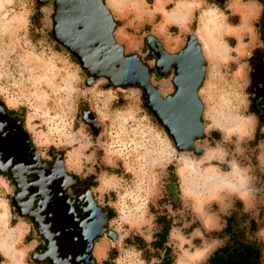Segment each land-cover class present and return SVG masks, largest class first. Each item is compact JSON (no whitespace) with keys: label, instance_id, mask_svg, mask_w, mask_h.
Masks as SVG:
<instances>
[{"label":"rangeland","instance_id":"374dc122","mask_svg":"<svg viewBox=\"0 0 264 264\" xmlns=\"http://www.w3.org/2000/svg\"><path fill=\"white\" fill-rule=\"evenodd\" d=\"M125 1L105 0L125 54L152 69L148 35L166 50L175 48L177 37L179 47L187 33L202 46L197 152L174 147L137 84L87 77L52 36L53 0H0V97L38 144L61 150L69 169L91 178L114 234L97 240V259L103 254L108 264H200L223 244L226 236L218 232L225 216L235 213L246 239L262 244L264 264V117L252 103L249 64L254 48L264 49L261 9L252 0H166L156 13L155 0ZM231 3L239 13H232ZM178 9L183 20L166 19ZM164 19V33H156ZM150 82L162 96L170 90L168 76L152 73ZM7 191L0 178V239L20 259L0 249V264H41L32 255L36 234H26L28 223L12 212ZM157 216L168 222L159 248L152 241L166 223Z\"/></svg>","mask_w":264,"mask_h":264},{"label":"flooded vegetation","instance_id":"af4514ba","mask_svg":"<svg viewBox=\"0 0 264 264\" xmlns=\"http://www.w3.org/2000/svg\"><path fill=\"white\" fill-rule=\"evenodd\" d=\"M108 11L111 18V35L116 24L111 10L105 0H98ZM222 4L225 0H214ZM257 3L262 13V24L264 25V0H252ZM89 5L92 10H97V2L94 0H53L52 22L54 27L55 9L61 19L71 21L69 35L62 42L70 47L68 52L79 63L75 53L77 49L76 32L83 28L82 22H76L75 12L79 8ZM77 9V10H76ZM76 10V11H75ZM62 14V15H61ZM64 16V17H63ZM85 18L84 14L81 15ZM106 15L102 16L105 19ZM53 30V28H52ZM191 33L184 36L182 44L172 51L166 50L161 43L160 48L169 55V63L166 69L163 66V56L156 49L151 51L149 44L155 47V41L147 40L145 43L148 55L152 58V69L146 67L148 78L154 73L156 76H168L170 90L166 97L174 98L182 79L190 92L193 82L200 77V84L195 89L196 101L193 109L199 108L197 125L201 129L198 138H192L194 142L202 138L203 124L201 121L202 103L198 97L206 72V62L203 56L202 46L199 41L191 37ZM149 36V35H148ZM153 37V36H152ZM154 38V37H153ZM261 42L264 47V33ZM83 43V42H82ZM121 46L122 57L133 54H125ZM89 49L103 47V39L99 41L82 44ZM136 56V55H135ZM250 57V87L251 99L255 111L260 117H264V49L256 46L249 55ZM85 70V69H84ZM97 72V70H95ZM87 77L93 79L95 76L85 70ZM164 72V73H162ZM105 78V77H103ZM106 79V78H105ZM112 84L108 79H106ZM144 103L148 96L143 91ZM191 107V103L189 104ZM155 117V116H154ZM189 116L186 115L185 119ZM156 119V117H155ZM157 120V119H156ZM158 122V120H157ZM201 125V126H200ZM169 136V135H168ZM174 147L175 144L171 136ZM0 178L8 188L9 206L15 216L28 223L26 234H36L37 241L33 246V258L41 264H108L106 257L97 259L94 253V245L99 238H112V230L108 228L110 211L104 206V202L97 198L91 178L80 176L79 172L69 169L64 161L63 152L52 147L43 148L38 144L24 123L21 115L9 107L0 97Z\"/></svg>","mask_w":264,"mask_h":264},{"label":"water","instance_id":"95a60500","mask_svg":"<svg viewBox=\"0 0 264 264\" xmlns=\"http://www.w3.org/2000/svg\"><path fill=\"white\" fill-rule=\"evenodd\" d=\"M95 1L97 2L96 11L92 10L89 5H84L79 8V13L75 12L76 22H82L83 24V28L76 32L78 37L76 47L79 52L75 55L80 66L87 70L89 74L105 77L113 85L137 84L148 96V100L144 103L145 107L156 117L167 134L172 137L175 148L197 152L198 148L192 145V138H198L201 135V129L197 125L199 108L195 110L192 105L197 100L195 89L200 84V77L196 82H193L190 92L187 90L188 84L186 82L188 81H184L183 78L175 97L162 99L159 92L151 84L146 67L141 64L140 60L135 55L122 57V48L111 35L110 15L100 1ZM82 14L85 18L81 17ZM58 15V9H55V25L52 36L55 40L62 42V39L67 38L69 35L72 22L67 21L65 18L61 19V16ZM104 15H106L105 19L102 18ZM191 37L195 39L193 35ZM149 38L155 41V47L153 44H149L151 51L156 49L162 54L163 66L166 69L169 63V55L160 48V44L155 38L147 36V40ZM100 39H103L101 50L82 46V44L99 41ZM63 44L71 50L67 44L64 42ZM186 115L189 116L188 119H185Z\"/></svg>","mask_w":264,"mask_h":264},{"label":"trees","instance_id":"16d2710c","mask_svg":"<svg viewBox=\"0 0 264 264\" xmlns=\"http://www.w3.org/2000/svg\"><path fill=\"white\" fill-rule=\"evenodd\" d=\"M250 64V57H249ZM251 93V87H250ZM159 223H166L165 227L155 233L152 244L159 248L161 240L165 237L168 222L163 216H157ZM241 219V218H240ZM235 213H230L224 218V225L218 234L225 235L222 245L215 248L207 258L200 264H263L262 244L254 240H247L244 234V226ZM253 220L249 221V227L253 228ZM166 260H161L164 264Z\"/></svg>","mask_w":264,"mask_h":264},{"label":"bare ground","instance_id":"6f19581e","mask_svg":"<svg viewBox=\"0 0 264 264\" xmlns=\"http://www.w3.org/2000/svg\"><path fill=\"white\" fill-rule=\"evenodd\" d=\"M158 2L162 3V1L157 0L156 7H160ZM117 3L118 4L122 3V1L121 2L120 1H116L114 5H117ZM184 18H185V12H183L181 9H178L177 13H176V11L168 13L166 19L180 21V20H183ZM0 249L3 251V253L5 255H7L8 257H10L13 260H19L20 259V254L14 249V247H13V245L11 243H8L6 241V239H0Z\"/></svg>","mask_w":264,"mask_h":264},{"label":"crops","instance_id":"0c3cea01","mask_svg":"<svg viewBox=\"0 0 264 264\" xmlns=\"http://www.w3.org/2000/svg\"><path fill=\"white\" fill-rule=\"evenodd\" d=\"M160 1H162V0H160ZM166 0H163V4H161L160 2H158L159 3V8H157V9H155L154 8V12H156V13H162L163 12V10H164V6H165V3L167 2V4L168 3H170L171 2V0H167L166 2H165ZM237 2H239L240 3V1L241 0H236ZM156 0H155V4H156ZM223 4V3H222ZM122 7H123V5H122ZM229 7H231L232 9H233V12L232 13H239L238 12V10L236 9V8H234V5H233V3H231L230 4V6ZM132 10L134 13H135V11H134V9L132 8V7H130L128 4H126V9L125 10ZM125 10H123V8H121L120 9V11L121 12H124ZM148 11H150V9H148ZM148 11H145L144 13H141L140 14V16L138 15L137 17H139V18H141V16L143 15V14H145V13H147ZM136 15H137V13H135ZM167 21H169V20H165L164 19V21H162L161 23H162V26H161V28L158 26V27H156V33H159V34H163L164 32H163V30H164V27H165V24L167 23ZM175 22V21H174ZM161 23H159V25L161 24ZM171 23V22H170ZM177 41H176V43H177V45L175 46V48H177V46H178V43L180 42V38L179 37H177V39H176ZM175 48H173V49H175ZM173 49H169L168 51H172ZM101 257H104L103 256V254H101Z\"/></svg>","mask_w":264,"mask_h":264}]
</instances>
